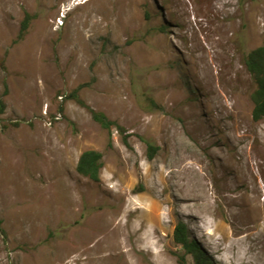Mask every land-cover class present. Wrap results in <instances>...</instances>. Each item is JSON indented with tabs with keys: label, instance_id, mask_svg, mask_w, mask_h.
<instances>
[{
	"label": "rangeland",
	"instance_id": "obj_1",
	"mask_svg": "<svg viewBox=\"0 0 264 264\" xmlns=\"http://www.w3.org/2000/svg\"><path fill=\"white\" fill-rule=\"evenodd\" d=\"M263 40L264 0H0V264H179L178 222L264 264Z\"/></svg>",
	"mask_w": 264,
	"mask_h": 264
},
{
	"label": "trees",
	"instance_id": "obj_2",
	"mask_svg": "<svg viewBox=\"0 0 264 264\" xmlns=\"http://www.w3.org/2000/svg\"><path fill=\"white\" fill-rule=\"evenodd\" d=\"M28 24V16L22 22L21 35L26 31ZM244 66L248 71L252 82L254 83V90L251 94V100L253 103L252 118L254 121L264 120V40L261 46L250 51L244 57ZM75 99V101L87 109L92 115L93 119L97 121L101 126L110 130L112 123L107 121L100 113L94 112L82 101L76 97V91L72 92L69 97ZM4 105L0 101V112L3 111ZM62 112V108H59ZM119 133H123L122 128L117 127ZM155 147L148 145V158L151 159ZM102 154L98 151L87 150L80 154L76 166V171L79 175L89 179L93 182H99L100 170L102 168ZM1 231V229H0ZM3 233V231H1ZM173 242L179 248L181 254L174 253L179 264H185V256H190L194 264H212V260L207 256L205 251L199 245V243L190 235L186 226L178 222L173 231Z\"/></svg>",
	"mask_w": 264,
	"mask_h": 264
}]
</instances>
